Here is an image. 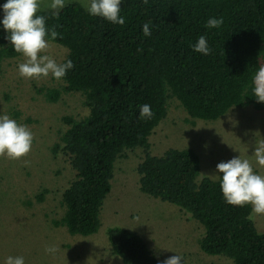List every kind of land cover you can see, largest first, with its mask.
I'll list each match as a JSON object with an SVG mask.
<instances>
[{
	"label": "trees",
	"instance_id": "trees-1",
	"mask_svg": "<svg viewBox=\"0 0 264 264\" xmlns=\"http://www.w3.org/2000/svg\"><path fill=\"white\" fill-rule=\"evenodd\" d=\"M120 9L123 25L90 16L78 3L65 5L58 16L39 13L59 34L51 43L66 50L59 63L71 60L74 68L63 81L50 77L53 85L38 92L51 103L78 94L85 109L82 116L61 118L66 128L52 153L67 157L75 175L50 224L72 236L97 233L116 164L139 150V191L196 222L203 231L197 244L205 255L231 264H264V233L251 219V205L227 204L219 179L200 175L193 149L153 155L149 143L172 102L191 121L213 122L233 108L264 110L252 91L264 62V0H121ZM221 17L219 29L205 27L210 18ZM145 23L151 29L147 37ZM201 35L211 49L207 56L193 51ZM6 36L0 24V75L5 63L22 55ZM143 104L151 106V119L140 117ZM46 193L43 189L36 201ZM105 235L121 264H162L136 233L110 227Z\"/></svg>",
	"mask_w": 264,
	"mask_h": 264
},
{
	"label": "rangeland",
	"instance_id": "rangeland-1",
	"mask_svg": "<svg viewBox=\"0 0 264 264\" xmlns=\"http://www.w3.org/2000/svg\"><path fill=\"white\" fill-rule=\"evenodd\" d=\"M7 0H0V6ZM50 3V0H45ZM82 7L87 0H67ZM41 11H53L42 5ZM0 18L3 12L0 9ZM48 53L58 63L66 50L53 43ZM19 58L4 64L0 75V116L8 115L26 125L34 134L30 153L18 161L0 157V264L8 256H23L25 264H121L110 250L105 230L120 227L139 235L159 262L180 255L181 264H231L223 257L205 255L197 244L202 229L177 207L153 199L138 189L137 162L141 151L128 152L118 161L111 190L100 210V227L94 235H69L54 227L59 216L60 194L74 178L67 157L52 153L59 132L66 128L65 115L85 114L78 94L65 95L56 103L43 97L39 89L51 87L50 79L25 80L18 73ZM264 66V62L262 64ZM59 133V134H58ZM264 139V110L233 108L213 122L191 121L179 104L168 106L165 119L150 136V152L160 155L168 148L193 149L200 159V175L216 178V165L240 156L250 158L254 171L264 176V166L256 164L252 153ZM47 191L43 201L35 196ZM258 232L264 233V214L251 212ZM57 247L47 254L45 248Z\"/></svg>",
	"mask_w": 264,
	"mask_h": 264
},
{
	"label": "clouds",
	"instance_id": "clouds-1",
	"mask_svg": "<svg viewBox=\"0 0 264 264\" xmlns=\"http://www.w3.org/2000/svg\"><path fill=\"white\" fill-rule=\"evenodd\" d=\"M66 2L67 0H50V3H45V0H7L0 6L3 12L0 24L7 33L6 39L10 41L14 51L25 58V62L18 65V73L25 80L40 81L51 77L60 82L74 68L71 60L58 63L47 54L52 47L51 41H55L59 34L55 31V26L49 29L46 17L39 14L43 5L53 10L54 16H58ZM143 2L147 4L148 0ZM120 4L121 0H87L84 6L90 16L102 17L112 24L123 25L125 19L120 15ZM223 22L222 17L210 18L205 27L219 29ZM142 31L146 37L151 35L149 23L143 25ZM193 51L205 56L211 53L204 35L199 37ZM252 84L255 100L264 104V66L258 68ZM139 115L143 119H151V106L140 105ZM33 140L34 134L26 125L18 124L8 115L0 116V157L13 161L26 157L31 151ZM252 157L257 165L264 166V139L255 146ZM216 174L227 204L238 207L251 205L254 213L264 214V176L254 171L250 158L238 156L227 162L221 161L216 165ZM57 251L55 246L45 248L47 254L54 255ZM182 259L180 255H174L165 259L162 264H181ZM4 264H25V261L23 256H8Z\"/></svg>",
	"mask_w": 264,
	"mask_h": 264
}]
</instances>
